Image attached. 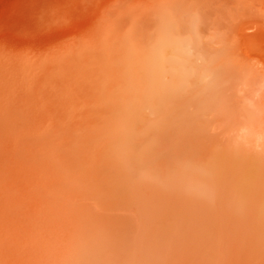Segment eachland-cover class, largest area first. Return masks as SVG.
Segmentation results:
<instances>
[{
	"label": "bare ground",
	"instance_id": "bare-ground-1",
	"mask_svg": "<svg viewBox=\"0 0 264 264\" xmlns=\"http://www.w3.org/2000/svg\"><path fill=\"white\" fill-rule=\"evenodd\" d=\"M151 1L0 46V264H264V94Z\"/></svg>",
	"mask_w": 264,
	"mask_h": 264
},
{
	"label": "rangeland",
	"instance_id": "rangeland-1",
	"mask_svg": "<svg viewBox=\"0 0 264 264\" xmlns=\"http://www.w3.org/2000/svg\"><path fill=\"white\" fill-rule=\"evenodd\" d=\"M150 1L151 0H0V46L2 47L8 46L15 49V48H22L25 46H32V45H39V46L51 45L54 43L55 44L58 43V45L60 43L61 45L63 44L62 42H65L67 44L76 34H79L78 32L81 33L84 30L90 29L96 23V18L98 19L99 15H101V13L104 10H107L108 7H109L108 9H113L114 4L118 3L117 5H115L118 6L121 2L126 4V7H128L127 4H129V6H133V7L139 6V8H141L142 5L143 7L145 5H149ZM154 1L151 2L154 3ZM159 1L157 3H159ZM191 1L197 2L196 5L193 4V6H191L192 2H190L191 8H189V4H188L187 9L189 10L186 13H183L185 18L184 20H187L188 30H190V32L192 33H194V31L196 32L195 27L196 26L198 27V25L200 24V22L197 21L198 11L200 13L205 14L207 17V21L201 24L202 25L201 28L204 30V33L207 32L206 33L207 35L205 34L206 38L202 40V44L200 42L195 44L197 47H199L200 44L204 45L203 49L205 48V50L202 49V51L206 53L205 58H207V56L209 55L208 56L209 58H207L206 61L208 60L207 62L214 63L217 60L216 62L217 64L214 63L215 65H218V63L222 65H226V67L223 66L224 69H221L220 72L222 73L221 75H225L228 73V75H232V77L235 76V78L237 79H242L243 76V78L249 79L251 80V82L253 79L254 84L251 83V85L253 84L252 86L254 87L252 91L255 92L254 93L252 92L251 96L255 97L254 95L256 94L257 95L262 93L264 94L263 91L264 89H262L264 88V67H261L264 65V33H263L264 30H262L264 27V0H191ZM233 4L235 6H231ZM230 7L233 9L231 10ZM181 19H183V17H181ZM213 30L216 32H214ZM242 30L245 31V33L247 32L246 34L248 33L250 34L248 36H250L251 38L249 37L248 43L244 40H243L244 42L241 41L243 38L241 35L243 32ZM226 31L228 32V34ZM211 32H214L215 34L213 35V37H211L213 34V33L210 34ZM222 32L225 40L222 37ZM171 33L173 34L169 35L170 39H176L178 37L176 35V32L172 31ZM229 33H232L234 35L232 34L230 35ZM236 33H238V36ZM208 34L211 36H208ZM235 34L237 37L235 36ZM70 36L71 38L68 39ZM67 39L69 41H67ZM227 39L230 40L228 41ZM210 40L213 42L215 41L219 44L210 42ZM250 40H252V42H250ZM235 41L237 44L238 43L240 44V47L239 44L237 45L235 43ZM204 42L206 44L210 42V44L206 45L204 44ZM243 43H245V45ZM221 44L225 46V47L223 46L224 49L222 47H219V45L222 46ZM207 46L212 52L215 49L213 55H211L212 54L211 52L206 50ZM210 47H212L213 50ZM229 48L231 50H229ZM240 48L243 51V55L247 56L248 58L247 57L243 58V56H241L242 53ZM233 51L235 52L239 51V52L233 53ZM220 52H224L225 55ZM229 53L233 54V56H231V54ZM217 55L219 56L218 58H216ZM214 56L215 58H213ZM250 57H252L253 59H249ZM228 58L231 59L229 60ZM240 58L241 59L243 58L242 60H244V61L241 60V62L247 64L244 65L241 62H238ZM222 59L225 61H223ZM234 60L236 61L238 60L237 64L235 63L236 61ZM228 62L230 64H228ZM231 62L233 63V66ZM229 65L232 66L234 70L233 68H230ZM250 65H252L253 67ZM218 66L220 67L221 65ZM247 66L249 67L247 68ZM258 66H260L261 69L263 68L262 69L263 72H261V69H259L260 67L258 68ZM237 67L239 68L237 69ZM240 68L242 70L238 72L237 70H239ZM235 69L237 70L235 71ZM243 70L247 74L241 75ZM229 71H231V73H229ZM248 74L249 77L247 76L248 77L247 78L246 75ZM238 75L240 76V78ZM256 80L260 81V83H257Z\"/></svg>",
	"mask_w": 264,
	"mask_h": 264
}]
</instances>
